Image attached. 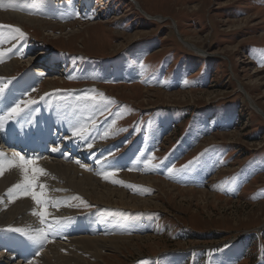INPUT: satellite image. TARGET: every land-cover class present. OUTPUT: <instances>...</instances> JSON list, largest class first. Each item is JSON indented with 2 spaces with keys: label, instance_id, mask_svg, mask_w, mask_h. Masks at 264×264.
<instances>
[{
  "label": "rangeland",
  "instance_id": "1",
  "mask_svg": "<svg viewBox=\"0 0 264 264\" xmlns=\"http://www.w3.org/2000/svg\"><path fill=\"white\" fill-rule=\"evenodd\" d=\"M133 1L163 21L147 20L130 0L0 2V25L25 34L20 40L0 29V86L8 85L0 116L14 102H37L20 123L6 122L11 154L31 149L20 154L44 169L38 181L49 190L48 210L68 216L73 228L83 226L79 236L123 238L114 251L87 246L98 258L87 255L77 264H264V0ZM13 15L44 28L23 25ZM240 20L249 21L234 25ZM86 26H93L89 35L82 31ZM45 63L47 73L35 74ZM88 89L95 90L87 94L97 106L107 102L99 93L112 103L82 110L78 97ZM157 93L197 97L175 101ZM52 122L76 136L91 128L89 156L113 167L85 162L80 149L70 158L39 150ZM59 138L44 145L68 152ZM197 157L186 172H168ZM50 159L96 170L98 183L123 193L129 206L131 198L149 204L124 210L127 204L114 198L118 208L93 205L86 188L67 189V179L45 169ZM3 174L10 185L22 182L18 168L6 167ZM189 190L205 192L208 200L184 198Z\"/></svg>",
  "mask_w": 264,
  "mask_h": 264
},
{
  "label": "bare ground",
  "instance_id": "2",
  "mask_svg": "<svg viewBox=\"0 0 264 264\" xmlns=\"http://www.w3.org/2000/svg\"><path fill=\"white\" fill-rule=\"evenodd\" d=\"M2 1L3 0H0V2H2ZM130 1L137 7L138 10H140L146 16L147 20H156L159 22L163 21V19H164L163 17L161 18L158 16L157 17L149 16L146 13H144L142 11V9H140V7L138 6L139 4L138 5L135 4V2L133 0H130ZM222 5H224V4H222ZM13 17L19 23H21L23 25L27 24V22H30L31 26H33V28L39 27V28L43 29L44 25H45V23H43L41 21H36V20H32V19L27 20L24 17L15 16V15H13ZM247 22L244 21L242 23V21L240 20V21L234 22V25L239 24L238 26H241V25L243 26V25H246ZM92 28H93V26H90V27L86 26L82 31H84L83 33H86L89 35V31ZM76 34L79 35L80 33L76 32ZM76 34H73V36L74 35L77 36ZM181 42L183 43L184 46L189 47L190 49H194L195 52H198L197 49L193 47V45L187 44L183 39H181ZM197 55H199V54H197ZM41 66L42 67H39L38 71H35V74L36 73L42 74L45 71L46 63H45V65H41ZM43 68H45V69L42 70ZM254 74H258V73H254ZM247 79L249 80L250 77L247 76ZM156 95L158 97H162L164 99L172 98V100H175V101H179V100L184 101L185 99L189 98L191 102L194 101V99L197 97L196 94H192V93H185L183 95H181V94L167 95L164 93H157ZM202 95H205V98H209L212 94L209 93V94H202ZM262 96H264V92H263ZM263 105H264V102H263ZM72 107L74 108V106H72ZM75 110H77V109H75ZM42 119H43V117H42ZM52 120H53V118H52ZM81 120H84V119L81 118L80 121ZM37 122H39V121H37ZM49 124H50V126H49L48 131H47V128L46 129L44 128L45 130L44 129L43 130L45 132L43 133V135L40 134L43 137L41 139L42 143L40 141V144L38 146L39 150L47 148L48 151L51 152V155H53V156L63 157L65 155V158H70V156H71L70 154L74 155V153H76V151L78 149H80L79 155H84L83 157L87 158V161H85V162L94 163L97 166L103 165L104 161L101 160L102 157H97L95 155L89 156V152H90L91 148L87 147V145L89 144L90 138L92 137L91 128L86 130V131L81 132L80 134H78V136H76V135H73L74 132L66 130L67 128L63 129L64 126L63 127L60 126L61 127L60 128L57 126V124H55V122H52ZM52 125H55L57 128L52 129ZM37 127H38V125H37ZM38 129H39V127H38ZM7 130H9V129H4L3 131H0V133L2 134L1 135L2 139H3V140L0 139V145H1L0 153L4 154L3 155L4 159H12L13 156L11 153H14V152L7 150V148L5 149V146L1 143V140H2L5 145H10V147L12 148L13 143L9 144L7 142V140L4 138L7 136H10V134H8V133L7 134L3 133ZM46 132H47V137L45 136ZM20 133H23V132H20ZM59 136H60V138H59ZM81 136H83V139L81 138ZM23 137L24 136H22V138ZM26 137H27V135H26ZM56 137L59 138V140L62 139L61 142L64 143L63 147H67L68 152L60 154V147L59 146H57L56 148H54V147L48 148V147H46V145H44V142L46 139H48V138L54 139ZM16 139H18V138L16 137ZM53 149H56V151H53ZM28 151H31V149L26 148V147L21 149V147H20L19 152L26 153ZM93 156H95V157H93ZM79 162H82V160ZM46 163L47 164L45 166V169L48 168L51 172H55L59 176H62L63 178L67 179V184L64 186L67 189H71V190L77 192L78 187L86 188V191L91 193V196L93 198H95V200L90 201L93 205L103 206V204H110V205H114L112 207L118 208V207H116L118 205H115V201L113 200L114 198H116L117 200H120L119 205L127 204V206L121 207V209H124V210H135L134 207H138V206L147 207L149 204V202H147L146 200H142V199L137 200V199L131 198V200H129V202H132L133 205L129 206L128 201H126V202L123 201L124 198H126L123 193L106 190L103 187V185L98 183V179L96 176L97 171L96 170L91 171V170L87 169L86 168V167H88L87 165L81 167L78 165L75 166V165H71V164H62L61 162H59L56 159H50ZM99 175H101V174H99ZM10 183H11V181L6 178V175L1 174V176H0V194H2L3 196L1 195V198H0V264H15L14 263L15 259H17L16 264H77V261L83 260L84 256H87V255L89 257H92V258L93 257L98 258L97 255L99 252L98 251L92 252L89 250V248L87 246H90L91 244L94 243L95 245L92 248H96V246H97V247H99V248H97V249H99V251L111 250V249H112V251H114L115 244L118 242V240H123V238H118V237L109 238V239H107V238L106 239H102V238L91 239V238H87V237H81V235L79 236V234L86 232V231L83 232V230H84L83 226L73 228L72 227L73 224L69 221L70 218L68 219V216L66 217L64 214H61V212L60 213L58 212L59 213L58 214L57 212L49 211L47 204L45 205L46 213H47L46 223L41 224L39 216L32 215L33 211L39 212L41 210V206H40V208L32 207V203L34 201H32L30 197H24L21 193H17L18 198L15 199L11 203L9 202L10 197H8L6 195V193H7V190L13 186V184L10 185ZM17 183H21V181L16 179L14 184H17ZM83 188H79V190L82 192V195H84V196L88 195L87 192ZM44 191H45V198H46L49 190H47L45 188ZM92 194H96L99 196L95 197ZM4 195L7 196V198H8V200L5 201L7 203L3 202V200H5ZM187 197L188 198L195 197L196 199H199V201H201V202L208 200V194H206L205 192H201V191L195 192V191L189 190L186 192L184 198H187ZM210 198L213 201L217 200L216 196L212 197V195H211ZM48 201H49V198H48ZM53 202H55V201H53ZM56 211H58V210H56ZM62 213H64V212H62ZM57 219H59L61 221H65L63 223V226L61 227V230L55 234L48 235L47 239L44 240L42 245L39 247H37L30 240H28L25 235L7 230L10 227L11 228H21V229H24L25 232L29 236L36 235L38 230L41 228H43L45 230V232H47L48 231V225L53 220H57ZM86 220H88V219H86ZM92 220H94V219H92ZM80 223H82V222H80ZM82 224H85V222ZM104 227H105V225H104ZM101 228L103 229V227H101ZM106 228H107V226H106ZM58 240L63 241V243L57 242ZM37 252H39V255H36ZM81 257H82V259H79Z\"/></svg>",
  "mask_w": 264,
  "mask_h": 264
},
{
  "label": "snow or ice",
  "instance_id": "3",
  "mask_svg": "<svg viewBox=\"0 0 264 264\" xmlns=\"http://www.w3.org/2000/svg\"><path fill=\"white\" fill-rule=\"evenodd\" d=\"M2 28H9L14 33L18 34V38L20 40H23L25 37V34L19 29V28H13L12 26H5L0 25V29ZM2 55V53H0ZM11 81H9V84ZM8 85L5 84L4 86H0V97H3L5 94V91L7 89ZM86 94L83 96L78 97V101H83L84 104L82 105V110H91L93 112L100 111L102 109L107 108L108 103H112V101L107 100V98L104 97L103 93H99V96L102 100H106L107 102L97 106L95 103L96 97L93 95H88L87 93L95 92L94 89H88V90H82ZM43 99V97H41ZM88 101L94 102L91 106L87 103ZM21 103H23V108L21 107ZM37 102L35 100H27L23 102H14L12 106L7 107L6 112L4 115L0 116V131H3L5 129V124L7 121L15 120V122L20 123V119H24L27 116L31 115V111H34V109H30L29 111L25 112V109H28L30 105H35ZM24 112V116L21 117V113ZM91 119V117H89ZM95 123V122H94ZM79 131V130H78ZM90 131V130H89ZM77 133L74 132L73 135H76ZM83 139V136H81ZM91 147V144L88 145ZM53 151H56V149H53ZM3 153H0V174H3V171L5 168H18L21 174L22 182L14 184L12 187H10L7 190L6 195L10 197L9 202H13L15 199H17V193H21L24 197H30L32 201H34L38 206H41V210L39 212L33 211L32 215L39 216L40 223L44 224L46 223V204H49L50 202L46 200L45 198V191L46 185L43 183L38 182V178L45 174L44 169L40 167L35 166V160L32 158H28L25 155H21L20 153H15L12 159H4ZM200 160V157L194 158L193 161H189L187 165L183 166L181 169H173L169 168L168 172L171 174L173 172H186L193 164H197ZM104 163L107 165V167H113V165L109 164L107 160L104 161ZM148 163V162H146ZM83 167V165H81ZM158 167L157 165H152V168ZM110 175V174H108ZM108 175H105L104 178L108 179ZM115 182V181H114ZM123 184V182H120ZM126 187H131L130 185H124ZM77 199H79L77 197ZM65 221H61L59 219L53 220L48 225V231L45 232L43 228L39 229L36 235L29 236L24 229L21 228H9L8 231L17 232L22 235H25L28 240H30L33 244H35L37 247L41 246L44 240L47 239L48 235L55 234L61 230V227L63 226V223ZM36 255H39V252L36 253Z\"/></svg>",
  "mask_w": 264,
  "mask_h": 264
},
{
  "label": "water",
  "instance_id": "4",
  "mask_svg": "<svg viewBox=\"0 0 264 264\" xmlns=\"http://www.w3.org/2000/svg\"><path fill=\"white\" fill-rule=\"evenodd\" d=\"M199 53V52H198ZM258 112H260V110L257 109Z\"/></svg>",
  "mask_w": 264,
  "mask_h": 264
}]
</instances>
